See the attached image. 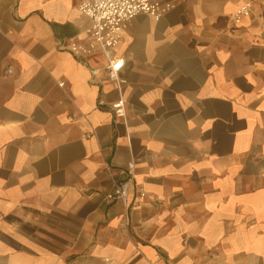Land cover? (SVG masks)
Segmentation results:
<instances>
[{"label":"crops","instance_id":"crops-1","mask_svg":"<svg viewBox=\"0 0 264 264\" xmlns=\"http://www.w3.org/2000/svg\"><path fill=\"white\" fill-rule=\"evenodd\" d=\"M161 1L118 88L75 0H0V264H264V0Z\"/></svg>","mask_w":264,"mask_h":264},{"label":"built area","instance_id":"built-area-1","mask_svg":"<svg viewBox=\"0 0 264 264\" xmlns=\"http://www.w3.org/2000/svg\"><path fill=\"white\" fill-rule=\"evenodd\" d=\"M77 10L91 21V25L84 31L86 42L71 41L66 45L67 51L77 60L95 52L104 54L108 60L107 75L118 88L125 82L118 76L124 66L122 59L109 56L110 52L121 40L128 24L137 16L144 15L154 21L162 19L171 9L172 5L161 0H75ZM252 14L251 2L243 3L235 12L233 22L239 24ZM261 39L264 42V20L259 22ZM10 72L7 71V74ZM62 86V84H60ZM103 103H100L102 106ZM116 115H124V103L119 99L111 107ZM125 180L114 185L113 198L119 201L125 209L128 207L129 196L133 186L132 169H128ZM139 198L146 197V193L139 189Z\"/></svg>","mask_w":264,"mask_h":264}]
</instances>
